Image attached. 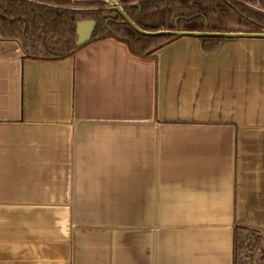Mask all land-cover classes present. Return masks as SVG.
Instances as JSON below:
<instances>
[{"label": "crops", "instance_id": "obj_1", "mask_svg": "<svg viewBox=\"0 0 264 264\" xmlns=\"http://www.w3.org/2000/svg\"><path fill=\"white\" fill-rule=\"evenodd\" d=\"M231 33L155 60L0 39V264H232L235 225L264 234V36Z\"/></svg>", "mask_w": 264, "mask_h": 264}, {"label": "trees", "instance_id": "obj_2", "mask_svg": "<svg viewBox=\"0 0 264 264\" xmlns=\"http://www.w3.org/2000/svg\"><path fill=\"white\" fill-rule=\"evenodd\" d=\"M122 11L136 24L126 20L108 0H0V39L15 41L27 59L57 62L72 58L88 43L114 39L129 53L141 59L155 60L159 49L179 35L157 32L162 12L188 13L204 6L211 14H192L179 18L167 31L199 33H264V0H117ZM260 8V9H258ZM117 13V16H113ZM176 16V15H175ZM177 17V16H176ZM233 22L225 23V20ZM96 23L91 39L76 44L77 24ZM174 23V22H173ZM255 27L251 30L248 24ZM202 48L214 51L229 35H198ZM232 264H264V234L257 228L235 225Z\"/></svg>", "mask_w": 264, "mask_h": 264}, {"label": "water", "instance_id": "obj_3", "mask_svg": "<svg viewBox=\"0 0 264 264\" xmlns=\"http://www.w3.org/2000/svg\"><path fill=\"white\" fill-rule=\"evenodd\" d=\"M113 6L116 7L117 10H119L121 12L122 15H124V17L126 18L127 21H129L131 24L135 25L136 24L122 11L121 6H119V4L115 1V0H108ZM117 13H114L113 16H117ZM96 27V23L93 20H85V21H81L78 22L77 24V40H76V44L78 46H82L83 44H86L92 37V34L95 30ZM150 35H158V34H162V33H172L175 35H179V36H198V35H229V36H233L235 35L234 33L231 32H223V33H199V32H194V31H179V30H171V31H167V30H159L157 32H147ZM238 35L241 36H264V33H237ZM221 47V45H219V47L217 49H215L213 52L211 53H215L219 48ZM200 50L202 52L203 48H202V43H200Z\"/></svg>", "mask_w": 264, "mask_h": 264}, {"label": "rangeland", "instance_id": "obj_4", "mask_svg": "<svg viewBox=\"0 0 264 264\" xmlns=\"http://www.w3.org/2000/svg\"><path fill=\"white\" fill-rule=\"evenodd\" d=\"M258 9H260V8H258ZM169 11L170 10H168L167 12H162L158 29L169 30V28H172V24L174 22L175 15H177V16L178 15H184L186 17H190L189 15L192 16V14H199V15L207 16L209 19H210V15H211L208 12L207 8L204 6H198V7L190 8V10H188V13L180 12V11H174V12H169ZM229 22H233V19H231V21L225 20V23H229ZM248 26L251 30H255L254 29L255 27H252L250 25V23L248 24Z\"/></svg>", "mask_w": 264, "mask_h": 264}, {"label": "flooded vegetation", "instance_id": "obj_5", "mask_svg": "<svg viewBox=\"0 0 264 264\" xmlns=\"http://www.w3.org/2000/svg\"><path fill=\"white\" fill-rule=\"evenodd\" d=\"M176 16L174 17V23H173L174 26L177 25L179 18H181V17L186 18V16H184V15H178L177 17ZM210 18H211V15H210Z\"/></svg>", "mask_w": 264, "mask_h": 264}, {"label": "built area", "instance_id": "obj_6", "mask_svg": "<svg viewBox=\"0 0 264 264\" xmlns=\"http://www.w3.org/2000/svg\"><path fill=\"white\" fill-rule=\"evenodd\" d=\"M116 1V0H115ZM117 2V1H116ZM118 3V2H117ZM119 4V3H118ZM111 6L113 7V8H116L115 6H113L112 4H111ZM119 6H121V4H119Z\"/></svg>", "mask_w": 264, "mask_h": 264}]
</instances>
